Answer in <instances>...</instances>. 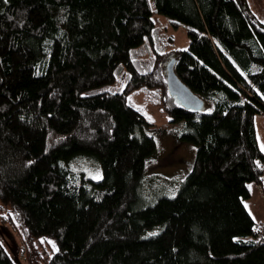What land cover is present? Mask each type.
<instances>
[{"label": "trees", "instance_id": "1", "mask_svg": "<svg viewBox=\"0 0 264 264\" xmlns=\"http://www.w3.org/2000/svg\"><path fill=\"white\" fill-rule=\"evenodd\" d=\"M153 10L187 27L173 70L210 112L170 96L166 53L132 58L154 36ZM140 89L196 146L172 197L143 195L156 145L128 101ZM261 113L264 23L245 0H0V204L32 242L54 244L46 264H264L244 205L264 176ZM76 157L101 177L71 170ZM1 236L0 264H20Z\"/></svg>", "mask_w": 264, "mask_h": 264}, {"label": "rangeland", "instance_id": "2", "mask_svg": "<svg viewBox=\"0 0 264 264\" xmlns=\"http://www.w3.org/2000/svg\"><path fill=\"white\" fill-rule=\"evenodd\" d=\"M248 8L259 23H264V0H245ZM155 29L151 40L145 39L140 51H132V58L136 62L153 59L156 53L168 55L165 65L176 56L178 50H185L189 45L187 27L179 25L173 27L168 17L157 14L153 10ZM125 77L116 73V81L109 86L113 91L122 90ZM128 101L140 108L154 128L149 135L155 141V153L148 160L147 168L142 179L143 195L148 199L160 196L172 197L186 174L191 170L196 146L189 142L179 141L177 134L181 125L169 122L168 115L162 109L161 101H155V96L148 90L140 89L128 96ZM213 104L204 101L200 112H210ZM264 117V116H262ZM255 120V130L261 148L264 150V120ZM74 172H83L93 180L101 177V166L94 159L76 157L69 162ZM251 197L244 201V205L254 221L264 223V194L260 183H251ZM0 232L9 240V245L19 258L20 264H46L54 251V244L47 239L32 242L25 234L23 226L9 208L0 204ZM1 236V234H0ZM2 237V236H1ZM6 242L7 239L3 238ZM10 246L7 250L11 252Z\"/></svg>", "mask_w": 264, "mask_h": 264}, {"label": "water", "instance_id": "3", "mask_svg": "<svg viewBox=\"0 0 264 264\" xmlns=\"http://www.w3.org/2000/svg\"><path fill=\"white\" fill-rule=\"evenodd\" d=\"M175 60L171 59L167 64L166 83L170 96L176 98L180 106L186 110L199 111L203 106V101L183 84L173 70Z\"/></svg>", "mask_w": 264, "mask_h": 264}, {"label": "built area", "instance_id": "4", "mask_svg": "<svg viewBox=\"0 0 264 264\" xmlns=\"http://www.w3.org/2000/svg\"><path fill=\"white\" fill-rule=\"evenodd\" d=\"M256 161L259 164V167L264 171V163H261L258 159H256ZM260 185L262 188L261 190L263 191L264 194V176ZM255 229H256L257 238L264 240V223L257 224Z\"/></svg>", "mask_w": 264, "mask_h": 264}, {"label": "crops", "instance_id": "5", "mask_svg": "<svg viewBox=\"0 0 264 264\" xmlns=\"http://www.w3.org/2000/svg\"><path fill=\"white\" fill-rule=\"evenodd\" d=\"M262 116H264V114H262V113H261V114H257V115L255 116V120L258 119V118H261V119L263 118V120H264V117H262ZM261 119H260V120H261ZM256 136H257V135H256ZM258 144H259L260 149H261L262 152L264 153V150L261 148L259 141H258ZM250 190H251V189H250ZM259 224H261V222H260Z\"/></svg>", "mask_w": 264, "mask_h": 264}]
</instances>
